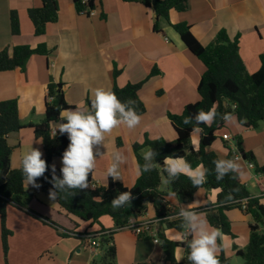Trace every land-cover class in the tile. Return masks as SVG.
<instances>
[{"label": "crops", "instance_id": "0c3cea01", "mask_svg": "<svg viewBox=\"0 0 264 264\" xmlns=\"http://www.w3.org/2000/svg\"><path fill=\"white\" fill-rule=\"evenodd\" d=\"M56 4V21L46 25L44 34L36 36L33 34L27 9L39 7L40 0H0V49L6 45L35 47L42 44L50 50L47 56L31 55L22 72L18 68L0 72V101L16 100L20 124H38L43 119L46 85L50 80L62 84L64 101L76 108L78 105L84 107V101L93 98V90L96 88L110 90L113 84L122 87L127 83H137L149 75L153 68L158 71L138 90V97L145 108V112L140 115L141 123L131 130L121 125L108 135L105 146H94V152L99 151L104 155L96 157L97 166L91 174L90 188L92 185H106V169L112 161V153L118 149L124 151L127 163L121 165V180L115 181L124 187H131L138 176L133 144H140L145 138L174 141L175 133L167 113L178 114L186 104L199 99L196 86L204 66L184 47L169 23L189 24L191 33L203 46H207L220 29L230 39L238 35V56L249 73L259 68V57L264 54V0H187L186 11H169V23L162 19L157 21L158 31L152 29L155 20L153 11L139 3L94 0V12L90 16L76 13L72 0H56ZM10 11H15L18 17L20 32L16 35L10 33ZM114 69L117 71L115 77ZM65 122L59 117L53 125ZM222 134H227L229 139L223 140ZM236 137L240 138L241 150L252 154L253 165H264V120L255 128H245L233 116L231 122L224 121L210 148L216 151L220 159H225L228 154L231 159L233 156H241L236 146ZM193 138L198 141L197 133L190 136L191 145ZM117 139L120 140V146L116 144ZM6 140L12 147L9 157L11 169L20 166L24 153L30 147L43 153L40 139L35 138L28 127L9 133ZM144 151L146 150L141 151L142 154ZM61 160L62 157H54L51 165L62 167ZM237 162L246 173L239 178L250 196L258 197L259 202L264 205V177L257 174L254 168H248L242 158ZM25 190L31 194L27 208L32 215L7 206L4 223L6 225L13 219L25 221L22 224L34 244V256L49 253L53 241H57V244L61 241V233H64V237L73 236L81 249L94 252L95 248L102 250L100 242L103 235L113 232L112 243L116 250L115 257L118 258L122 245L117 240L116 232L121 229H114L113 222L107 215L100 216L96 223L80 222L60 211L55 201L49 199V195L35 192V187L31 185L25 184ZM216 194L217 190L200 188L188 202L167 194L163 206L178 214L181 206L187 207L188 204L198 201L199 206L194 210L201 209L212 205ZM197 212L204 216L203 212ZM226 217L233 236L224 235V240L219 243L223 245L222 252L228 263L236 264L235 258L239 257L235 255V250L244 249L246 246L248 227L252 220L238 209L229 210ZM38 218L56 225L51 226L56 234L52 242L48 240L49 230H52L50 225ZM151 219H155V211L152 205H148L146 213L137 220ZM8 229L11 233V229L16 230L14 225ZM184 231L166 229L163 233L167 239L180 240L186 236ZM150 240L134 242L131 264H168L161 259L158 243ZM14 250L11 243L4 256L0 242V264L30 263L24 261L27 260V254L32 256V248L26 249L25 258L22 260L18 257L22 252L17 248L16 252ZM80 250L77 248L76 252L79 254ZM100 254L102 255V251ZM181 257V250L176 249V261H180ZM88 261L89 256L84 264Z\"/></svg>", "mask_w": 264, "mask_h": 264}, {"label": "trees", "instance_id": "16d2710c", "mask_svg": "<svg viewBox=\"0 0 264 264\" xmlns=\"http://www.w3.org/2000/svg\"><path fill=\"white\" fill-rule=\"evenodd\" d=\"M123 2L139 3L146 8H150L154 13V23L152 29L158 31L157 21L162 19L169 23L168 13L184 12L187 9V0H122ZM76 13L94 8V0H88L82 4L81 0H72ZM27 16L33 27V34L38 36L45 32L47 24L54 23L57 19L56 0H40V6L27 9ZM10 33L19 34V21L15 11L9 14ZM169 25L178 34L184 47L196 57L204 66L196 92L199 99L194 103L186 104L180 113H167L170 126L175 133L172 142L158 138L148 140L145 138L140 144H133L132 150L135 156L136 165L142 166L145 163L157 164L153 170L142 172L135 179L131 187H124L119 182L108 177L104 186L88 187L86 189H74V195L60 193L55 201L58 209L68 216L75 217L80 222H94L100 216L107 215L113 222L116 229H120L127 224L129 219H139L146 213L148 205H152L155 211V218L159 221L156 226L158 244L161 247V259L168 264H190L187 260L189 249L187 240L190 236H185L180 240L167 239L163 233L166 229H173L183 232L181 219L175 210H168L163 206L167 194L180 197L185 201H190L197 189L217 190L215 202L206 205L195 211L203 212L209 224L213 228H218L224 235L233 236L230 231V223L226 217V212L231 209L241 210L249 215L252 223L249 224L248 241L244 249L235 250V255L241 259V264H264V235L260 232V227H264V205L259 202L258 197L250 196L244 183L236 173H227L223 180L217 181L214 160L220 159L216 151L210 148L216 139V133L223 127L224 113L233 115L237 123L245 128H255L258 123L264 120V54L259 57V68L249 73L238 56V35L230 39L223 29H220L214 39L203 46L190 31V26L186 22H178ZM50 50L42 44L35 47L27 45H6L0 49V72H6L18 68L21 72L28 58L33 55L47 56ZM158 73L153 68L149 75L137 83H127L122 87L115 84L111 87L119 100L129 108H135L138 115L145 112L143 103L138 97V90L148 78ZM114 77L117 71H113ZM62 84L54 83L51 80L46 85L44 116L38 124L22 125L19 123L17 115V103L15 99L0 101V242L3 255L7 251V236L10 231L5 228L4 218L7 206L15 207L32 215L27 208V202L31 194L25 190L24 177L22 175V159L20 166L16 169L10 168L9 157L12 147L7 143V135L16 132L24 127L31 129L35 138L40 139L43 156L48 164V170L44 176L38 178L37 183L40 193L49 195V189L53 187L49 181L52 177L51 160L54 157H62L63 151L69 144L67 133L51 135L50 127L57 122L60 111L73 108L65 101L62 93ZM50 98V100H49ZM91 99L84 101V108H90ZM213 105L217 108V117L211 126L199 125L203 129L197 133L199 151H194L189 146L190 136L195 133V116L200 110L208 111ZM231 105L234 107L231 108ZM185 117H191L192 123L185 125ZM236 146L239 149L242 159L253 161L252 154L243 152L240 148V138L236 137ZM120 146V140H116ZM151 148L154 153L150 161H145L142 150ZM167 156L183 157L192 167L203 164L208 170L207 182L199 188L193 187L191 181L185 175H180L178 179L167 183L168 192L159 190L160 178L166 179L167 174L161 168L164 158ZM225 159H231V155H226ZM161 167H160V166ZM55 174L62 179L61 167H55ZM254 171L264 177V165L254 166ZM235 177V178H233ZM88 182L90 185L91 174ZM239 189V191H233ZM219 190V191H218ZM125 191H131L133 199L131 204H126L119 208H113L111 201ZM231 193L233 199L226 197ZM244 201V202H243ZM241 203H244L242 208ZM41 222L52 227L56 225L45 219L38 218ZM132 233L133 231L130 230ZM113 232L103 235L100 242L105 245L102 250L101 264H113L116 250L112 243ZM134 234V233H133ZM64 236V233L60 234ZM137 239H148L150 237L135 235ZM110 242V244H109ZM219 243V240H218ZM180 249L182 257L180 261L175 259V251ZM221 264H229L228 259L221 251L219 253ZM155 264V263H148Z\"/></svg>", "mask_w": 264, "mask_h": 264}, {"label": "clouds", "instance_id": "9594fccd", "mask_svg": "<svg viewBox=\"0 0 264 264\" xmlns=\"http://www.w3.org/2000/svg\"><path fill=\"white\" fill-rule=\"evenodd\" d=\"M217 115L215 105L208 111L200 110L195 116L193 132H202L203 129L199 127L201 124L211 126ZM60 119L66 122L59 123L56 130L58 129L62 135L67 133L69 144L62 153V167L60 169L62 179L56 176L55 165H52V177L49 183L53 187L49 189V199L53 201L58 199L60 193L74 195L75 193L71 190L88 188L89 174L94 173L97 166L96 157L97 155L100 157L104 155L99 151L94 152V146H105L108 135L121 125L130 130L136 128L141 123L142 118L137 114L135 108H129L125 103H122L113 91L96 88L93 90L90 108L86 109L78 105L74 109H63L60 111ZM222 119L225 122H231L233 116L230 113H224ZM183 123L185 125L192 123V118L185 117ZM192 146L194 151H199V143L195 138L192 139ZM156 154L149 148L144 151L143 158L145 161H150ZM42 156L43 153L33 147H30L24 153L21 165L22 175L27 186L31 185L35 188L41 186L37 183V180L43 177L48 170V164ZM240 160L239 155L235 159L214 160L217 181L223 180L229 172L244 177L246 173L242 165L237 162ZM126 163L127 156L124 151L115 150L112 153V161L107 167L105 175L111 177L114 181L121 180V165ZM155 167H157V164L145 163L141 171L138 165L137 174L141 175L142 172H149ZM161 168L167 174L165 183L175 181L180 175L187 176L193 187L199 188L207 182L208 170L204 165L199 164L193 168L183 157L167 156L164 158ZM233 191H239V189ZM173 195L175 194L173 193ZM132 199L131 191H125L111 201V206L119 208L126 204L130 205ZM226 199H233L231 193ZM198 206L199 202L195 201L188 204L187 207L181 206L178 212V218L182 221L181 227L185 230L184 233L191 237L190 240H187L189 249L187 260L190 264H221L219 253L223 250V245L218 243V240L222 242L224 234L220 229L211 227L206 217L194 210Z\"/></svg>", "mask_w": 264, "mask_h": 264}, {"label": "rangeland", "instance_id": "374dc122", "mask_svg": "<svg viewBox=\"0 0 264 264\" xmlns=\"http://www.w3.org/2000/svg\"><path fill=\"white\" fill-rule=\"evenodd\" d=\"M189 146L192 147L191 142H189ZM235 152H237L235 150ZM165 179L164 177L160 178V185H159V190L163 193H167V183L164 182ZM102 217H107V216H102ZM98 220L94 221L96 223ZM22 223H25V221L18 220V219H13L12 221H8V223L5 225V228L10 231L8 228L11 225H14L16 230L11 229L12 233L10 232V235L7 236V248L8 246L13 245L15 248L18 249V251L22 252V255L18 257L19 259L25 258V252L26 249H33V254L32 256H28L24 262L29 264H84V261L86 258L89 256L90 261H88L87 264H101V254L100 252L104 249L105 245H102V250H99V248H95L94 252L89 251L88 249H81V246L78 245L77 240L73 236H68L64 237L59 235V238L61 241L57 244V241H53L55 239L54 235H56L53 232V228L49 226L50 229V234L48 240L50 242H54L52 245L49 247V253H41L34 256V244L31 242V238L29 236V232L24 229V225ZM10 224V225H9ZM22 224V225H21ZM90 224V223H89ZM12 228V227H11ZM114 229H116L114 227ZM260 232L264 235V227H260ZM117 233V240L120 242L122 245V248H120L118 258L115 257L113 264H131V259H132V254L134 250V242L135 241H143V242H149L151 238L148 239H140L137 240L134 234L127 229H121ZM115 235V234H114ZM151 241V240H150ZM158 248H160V244H158ZM78 246V247H76ZM81 249L80 253L78 254L76 252V249ZM95 253V254H94ZM41 256V257H39ZM42 258V259H41ZM40 260V262H39ZM16 261V260H15ZM18 263V262H16ZM235 263L236 264H241V259L240 258H235ZM132 264H137V263H132ZM140 264V263H138ZM233 264V262H232Z\"/></svg>", "mask_w": 264, "mask_h": 264}, {"label": "built area", "instance_id": "2783aa9c", "mask_svg": "<svg viewBox=\"0 0 264 264\" xmlns=\"http://www.w3.org/2000/svg\"><path fill=\"white\" fill-rule=\"evenodd\" d=\"M87 2H88V0H81L82 4H86ZM93 12H94L93 9H86L85 11L80 12L78 14H84V15L90 16L93 14ZM49 100H50V98H49ZM233 107L234 106L231 105V108H233ZM56 128H57V125H52L50 127L49 133L53 136L60 134L59 130L58 129L56 130ZM221 138L223 140H228L229 136L227 134H222ZM235 157L236 156H233V159H235ZM245 161H246L248 168H250V169L254 168V165L251 161H248V160H245ZM92 187H94V186L92 185ZM39 191H40L39 188H35V192H39ZM241 206H242V208H244V203H241ZM158 221H159L158 218L151 219V220H144V221H138V220L131 218L128 220L127 224L124 225L123 227H121L120 229L132 230L133 233H135V235H142V236L150 237L154 243H158L157 230L155 227V225L158 223Z\"/></svg>", "mask_w": 264, "mask_h": 264}]
</instances>
